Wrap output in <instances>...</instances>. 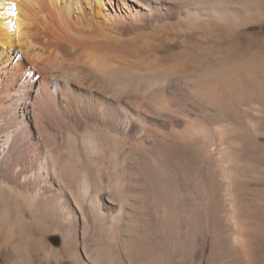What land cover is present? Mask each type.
I'll use <instances>...</instances> for the list:
<instances>
[{"label": "bare ground", "instance_id": "6f19581e", "mask_svg": "<svg viewBox=\"0 0 264 264\" xmlns=\"http://www.w3.org/2000/svg\"><path fill=\"white\" fill-rule=\"evenodd\" d=\"M233 1L0 0L10 264H33L34 241L39 264H192L216 243L219 184L235 192L246 170L217 156L227 113L264 94V61L237 45L260 13ZM219 27L226 42L201 48ZM262 193L247 226L227 205L245 258L264 238Z\"/></svg>", "mask_w": 264, "mask_h": 264}, {"label": "rangeland", "instance_id": "374dc122", "mask_svg": "<svg viewBox=\"0 0 264 264\" xmlns=\"http://www.w3.org/2000/svg\"><path fill=\"white\" fill-rule=\"evenodd\" d=\"M225 1L232 2L233 0ZM251 1L260 15H253L249 19V23L244 27L252 28L253 26V31H255V33L251 32L252 34L250 33L249 35L238 34L237 45L239 52L243 53L241 55L253 56V59L259 64L264 61V0ZM233 2L241 3L242 0H234ZM259 27H261L262 31L256 32ZM217 30L218 32L216 31L215 33L217 38L215 37L213 40H204L200 42L199 45L201 48H207L213 42L222 44V41L224 43L225 40L223 41V39L227 37L226 35H228L229 31L221 27L217 28ZM247 45L251 47L247 49ZM190 54L192 56L195 52H190ZM219 65L220 64L208 61V67L210 69L216 68ZM192 76L193 74L189 75V77ZM173 80L176 81L177 78ZM227 114L229 115V123H226L227 125L225 124L227 132L222 139V147L220 146V152H218L217 156L220 160L227 159L228 157L232 163L240 167L245 165L246 172H241V175L244 174L245 176H241L240 173L236 175L235 192L229 193L230 190H228L224 183H220L222 186L219 184L221 187L219 191L221 209L219 211L220 217L218 216V223L216 225V229L218 230L217 235L219 236H217L216 243L213 240L211 241L212 238L210 239V236L205 239L204 246H206L203 248V251L197 255L198 257H195L192 264H264V249H262L264 248V238L260 239L258 235L254 237L256 240L255 246L252 248V254L248 256V258H245L239 247L233 243L234 240L232 236H235L236 227L235 222L232 221L233 215L231 208L227 206L230 204L229 201L234 199L238 206L240 203V208L242 207L244 210L248 211V214H246L248 215V219L242 212H240L239 217L237 216L242 226H245V224L247 226L257 219L256 216H258V206L261 198L260 193L263 192L262 194H264V94H261V96L260 94L258 96H251L240 102H236ZM1 236L2 234L0 233V264H10L11 257L9 247L7 244L3 243ZM36 242L37 241L30 242L29 244V255L33 264L41 263L40 256L37 254Z\"/></svg>", "mask_w": 264, "mask_h": 264}]
</instances>
